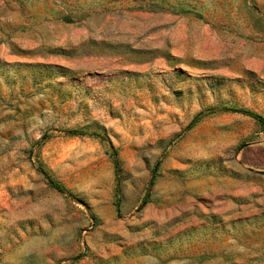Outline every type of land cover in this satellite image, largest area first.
Wrapping results in <instances>:
<instances>
[{
	"label": "rangeland",
	"instance_id": "rangeland-1",
	"mask_svg": "<svg viewBox=\"0 0 264 264\" xmlns=\"http://www.w3.org/2000/svg\"><path fill=\"white\" fill-rule=\"evenodd\" d=\"M243 110L264 0H0V264H264Z\"/></svg>",
	"mask_w": 264,
	"mask_h": 264
},
{
	"label": "trees",
	"instance_id": "trees-1",
	"mask_svg": "<svg viewBox=\"0 0 264 264\" xmlns=\"http://www.w3.org/2000/svg\"><path fill=\"white\" fill-rule=\"evenodd\" d=\"M246 114L252 116L262 127H264V116L261 114H258L254 111H250V110H243ZM114 164L116 169H119V161L116 158V156L114 157ZM57 188H59L60 190H62L61 185L60 184H55Z\"/></svg>",
	"mask_w": 264,
	"mask_h": 264
}]
</instances>
